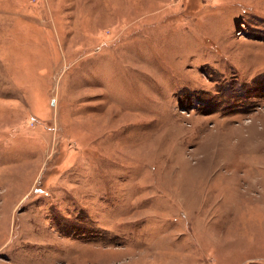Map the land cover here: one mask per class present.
<instances>
[{
	"label": "rangeland",
	"instance_id": "374dc122",
	"mask_svg": "<svg viewBox=\"0 0 264 264\" xmlns=\"http://www.w3.org/2000/svg\"><path fill=\"white\" fill-rule=\"evenodd\" d=\"M0 264H264V0H0Z\"/></svg>",
	"mask_w": 264,
	"mask_h": 264
}]
</instances>
